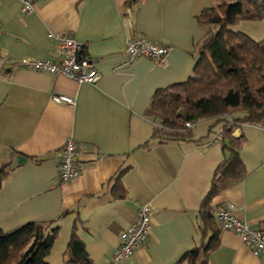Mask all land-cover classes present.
Returning <instances> with one entry per match:
<instances>
[{
	"label": "crops",
	"instance_id": "0c3cea01",
	"mask_svg": "<svg viewBox=\"0 0 264 264\" xmlns=\"http://www.w3.org/2000/svg\"><path fill=\"white\" fill-rule=\"evenodd\" d=\"M217 1L44 0L25 16L16 0H0V170L10 167L0 189V231L55 224L60 237L51 264L69 262L72 237L85 246L88 264H109L139 208L147 206L153 213L149 242L125 264H188L182 258L209 242L201 211L230 156L223 141L213 145L223 127L203 121L205 132L194 142L160 143L147 114L157 92L193 76L208 34L197 19ZM60 34H70L97 62L95 86L20 67L25 60H50L56 43L49 37ZM135 38L166 46L170 54L162 62L130 64L126 46ZM53 96L75 107L57 105ZM233 137L246 140V177L212 204L220 246L208 264H264L236 235L221 232L216 218L230 207L238 221L264 231V132L244 125ZM70 141L84 150L77 160L84 170L63 185L60 154Z\"/></svg>",
	"mask_w": 264,
	"mask_h": 264
},
{
	"label": "trees",
	"instance_id": "16d2710c",
	"mask_svg": "<svg viewBox=\"0 0 264 264\" xmlns=\"http://www.w3.org/2000/svg\"><path fill=\"white\" fill-rule=\"evenodd\" d=\"M197 22L208 34L199 47L193 76L185 84L157 92L147 117L155 125L152 138L160 143L194 142L188 127L203 121L223 127V149L230 156L216 171L201 211L206 233L211 232L212 238L181 261L208 264L220 246L212 204L228 186L246 177L241 160L246 140L235 139L233 132L244 125L264 126V40L254 42L230 29L240 22H264V0H218ZM232 115H242L233 118L235 126H229ZM9 170V166L0 170V189ZM59 237L60 228L55 224L0 231V264H49ZM67 255V264L89 263L85 246L76 237H72Z\"/></svg>",
	"mask_w": 264,
	"mask_h": 264
},
{
	"label": "built area",
	"instance_id": "2783aa9c",
	"mask_svg": "<svg viewBox=\"0 0 264 264\" xmlns=\"http://www.w3.org/2000/svg\"><path fill=\"white\" fill-rule=\"evenodd\" d=\"M21 5V12L25 16L34 14V7L44 0H16ZM56 43L54 56L47 61L25 60L20 67L26 71L64 78L78 85L95 86L100 80L97 71V62L86 56L84 46L74 42L70 34L51 35ZM2 32L0 26V54ZM170 53V48L152 43L145 39H129L126 46V55L130 64L138 61L161 62ZM52 102L69 108L75 107L71 99L53 96ZM229 126H235L232 117L228 118ZM264 132V126L261 127ZM223 139L222 132L216 136V142ZM84 154L72 141L68 142L60 154L59 179L62 184H70L80 177L84 170L77 160ZM152 210L142 206L137 212L136 223L121 237L120 247L112 252L109 264H125L147 246L152 231ZM222 232L236 235L242 245L250 250L257 259L264 260V231L249 227L232 216V208L221 210L216 215Z\"/></svg>",
	"mask_w": 264,
	"mask_h": 264
},
{
	"label": "rangeland",
	"instance_id": "374dc122",
	"mask_svg": "<svg viewBox=\"0 0 264 264\" xmlns=\"http://www.w3.org/2000/svg\"><path fill=\"white\" fill-rule=\"evenodd\" d=\"M233 33H240L243 34L250 39H252L254 42H261L264 40V22H259V23H253V22H240L238 25L231 27L230 29ZM233 118L236 115H232ZM199 124H201V127H198ZM197 124L194 128L198 127L197 130L192 131L191 130V135L195 137L196 135H199L200 130H204L205 132V125L206 123H199ZM190 127H188L189 129ZM60 258V257H59ZM52 261H48L49 264H51ZM53 264H55L53 262Z\"/></svg>",
	"mask_w": 264,
	"mask_h": 264
},
{
	"label": "bare ground",
	"instance_id": "6f19581e",
	"mask_svg": "<svg viewBox=\"0 0 264 264\" xmlns=\"http://www.w3.org/2000/svg\"><path fill=\"white\" fill-rule=\"evenodd\" d=\"M153 43V42H152ZM85 48V47H84ZM85 50H86V48H85ZM171 51V50H170ZM170 54V53H169ZM168 54V55H169ZM86 56H87V51H86ZM88 57V56H87ZM166 59V58H165ZM163 61V60H162ZM161 61V62H162ZM50 76V75H49ZM230 117H232V119H233V116H230ZM196 125H192V126H189L190 128H189V130H192L193 131V129H194V127H195ZM263 127V126H262ZM261 128V127H260ZM262 130V129H261ZM219 133H217V134H214L215 136H214V140H213V145H216L217 143H221L222 141H223V139H222V141L221 142H216V136L218 135ZM60 180V179H59ZM62 184V183H61ZM63 185H65V184H63ZM250 227V226H249ZM221 229V228H220ZM221 232H222V230H221ZM223 233H225V232H223ZM226 233H228V232H226Z\"/></svg>",
	"mask_w": 264,
	"mask_h": 264
},
{
	"label": "water",
	"instance_id": "95a60500",
	"mask_svg": "<svg viewBox=\"0 0 264 264\" xmlns=\"http://www.w3.org/2000/svg\"><path fill=\"white\" fill-rule=\"evenodd\" d=\"M22 162L25 163L26 161H25V160H22L21 158H19V159H18V163H19V164H22Z\"/></svg>",
	"mask_w": 264,
	"mask_h": 264
}]
</instances>
